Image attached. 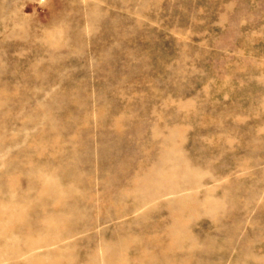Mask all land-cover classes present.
I'll return each instance as SVG.
<instances>
[{
  "label": "rangeland",
  "instance_id": "rangeland-1",
  "mask_svg": "<svg viewBox=\"0 0 264 264\" xmlns=\"http://www.w3.org/2000/svg\"><path fill=\"white\" fill-rule=\"evenodd\" d=\"M0 215L5 264L51 218L69 264H161L171 220L166 264H264V0H0Z\"/></svg>",
  "mask_w": 264,
  "mask_h": 264
},
{
  "label": "bare ground",
  "instance_id": "bare-ground-1",
  "mask_svg": "<svg viewBox=\"0 0 264 264\" xmlns=\"http://www.w3.org/2000/svg\"><path fill=\"white\" fill-rule=\"evenodd\" d=\"M171 169H173V167L171 168ZM198 172H200V171H198V170H196L195 172H194V174H196V173H198ZM155 176H156V179L158 180V182L161 184V186H162V189L159 191L161 194H164V195H180V194H182V195H184L183 193H187V192H193V190L196 188V186L198 185V184H196L195 183V181H193V179H195V178H193L192 179V177H190V175L189 174H186V173H184V172H180V173H177V172H174V173H172V171H170V170H168V171H166L165 170V167H164V165H162L161 167H159L158 169H157V171H156V174H155ZM170 181L171 179H173V180H177V183L175 184V185H169L167 182H168V180ZM196 182H198V179H197V181ZM166 184H168V186L166 185ZM196 191V190H195ZM198 193V192H197ZM189 196V197H188ZM188 196L187 197H184V198H182V199H180L181 197H183V196H181V197H179V200H173V201H170L169 203H168V208H170L171 210L175 207V209L177 208V207H183V205L186 203V202H189V200L190 199H192L193 197L191 196V195H189L188 194ZM193 196H196V198H197V195L195 194V195H193ZM45 198L48 200V201H50L51 202V204H52V211H49V208H48V206L47 207H45L44 209H41V210H36L35 212H34V214L36 215V216H38V215H43V214H46V213H48V211L49 212H54V211H57V210H59L60 212H66V211H68V210H70V206H72V205H70L69 203H67V202H65V201H60L57 197H55L54 195H51L50 193H46V195H45ZM198 199V198H197ZM196 200V199H195ZM204 200V199H203ZM202 200V201H203ZM207 200V198H205V200L204 201H206ZM197 201H199V200H197ZM201 201V203L203 204V202ZM196 202V201H195ZM192 203H193V201H192ZM200 203V202H199ZM207 203V202H206ZM201 204V205H202ZM200 206V205H199ZM189 207V206H188ZM203 208H204V206H202ZM184 208V207H183ZM183 208H181V209H183ZM198 208V207H197ZM200 208H201V206H200ZM174 209V210H175ZM180 209V210H181ZM157 210H160V209H157ZM168 210V209H167ZM179 210V209H178ZM179 210V211H180ZM187 210V209H186ZM196 211H197V209H195ZM204 210V209H203ZM164 211V210H163ZM190 211V210H189ZM195 211V212H196ZM206 211V210H205ZM160 212V211H159ZM172 212V211H171ZM175 212H176V210H175ZM191 212V211H190ZM209 212V211H208ZM154 213H156V212H154ZM154 213H153V215H154ZM174 213V212H173ZM184 213H185V210H184ZM186 213H188V212H186ZM151 214V213H150ZM158 215V214H157ZM171 215V214H170ZM177 215H178V212H177ZM184 215V214H183ZM0 216H2V215H0ZM150 216V215H149ZM159 216V215H158ZM172 216V215H171ZM173 216H175V215H173ZM160 217V216H159ZM176 218H177V216H175ZM180 218V217H179ZM173 219V218H172ZM54 219H48L46 222H45V224H47V228L45 229L46 231H45V237H44V239H45V242L43 243V245H41L42 244V242H39L38 241V239H34V241L31 243V245H30V247H29V252L26 254V256H25V258H26V260H27V262H28V264H69L68 262H67V258L68 257H70L71 255H70V250H72V244L73 243H71L72 241H69V239L70 238H66V237H64V233H66V231H65V229H66V226H65V221L63 220V221H56V220H54ZM182 220V219H181ZM171 226L169 227V230H167V231H165V233L164 234H166V236H168L170 239H169V241H170V243H169V245L168 246H166V247H162V245L160 246L161 247V249H162V253H163V257H162V260H161V264H166V263H168V258L165 256V255H167L168 253H171V252H174V251H182L183 249H184V246H182L183 244H181L180 242H178V239H175V236H174V231L175 230H177L178 229V223H176L174 220L172 221L171 220ZM181 223V222H180ZM183 223H184V221H183ZM182 223V224H183ZM187 223V222H186ZM185 224V223H184ZM186 225V224H185ZM189 226V225H188ZM182 227H183V225H182ZM179 228H181L180 226H179ZM188 229V227H186V226H184V229ZM64 229V230H63ZM138 230H140V229H138ZM142 230V229H141ZM179 230H181V229H179ZM185 231V230H184ZM188 231V230H187ZM136 232V231H135ZM147 232V231H146ZM167 232H168V234H167ZM144 233V232H143ZM163 234V233H162ZM183 234H184V232H183ZM189 235V234H188ZM183 237H186L185 235L183 236ZM120 238V237H119ZM178 238H182V237H178ZM117 239V238H116ZM129 239V238H128ZM188 239H190V238H188ZM192 239V238H191ZM120 240V239H119ZM118 240V241H119ZM132 240V239H131ZM183 240V239H182ZM181 240V241H182ZM82 241V240H81ZM81 241L79 240V241H76L75 243L77 244H81ZM85 241V240H84ZM84 241H82V243L84 242ZM120 241H123V239L122 240H120ZM129 241H130V239H129ZM168 241V240H167ZM180 241V240H179ZM185 241V240H184ZM126 242V241H125ZM132 242V241H131ZM163 242H164V240H163ZM115 243V242H114ZM134 243H136V242H134L133 241V244ZM162 243V242H161ZM167 242H165V244H166ZM5 245L2 247V248H0V264H5L6 263V260H7V258L9 257V255H7L6 253H5V247H7V246H9L10 244H8V243H4ZM115 244H117V243H115ZM124 244V243H123ZM126 244H128V240H127V243ZM132 244V245H133ZM160 244V243H159ZM193 245H194V242L192 243ZM41 245V248L39 247ZM196 245H198L197 243H196ZM83 246V245H82ZM111 246H113V245H111ZM110 246V247H111ZM120 246V245H119ZM149 246H156L157 248H158V242H156V243H147L143 248H144V250H142V259H143V261L141 262V263H145V249H147L146 247H149ZM131 247V246H130ZM185 247H187V246H185ZM43 249L44 251L43 252H36L38 249ZM159 249V248H158ZM188 249H191V248H188ZM113 250V249H112ZM111 250V251H112ZM119 250V249H118ZM124 250V252H126V254H128V247H127V245H126V247L123 249ZM123 250H122V252H123ZM149 250V249H148ZM184 251L185 250H183V252L182 253H184ZM192 251V250H191ZM190 251V252H191ZM194 252V251H193ZM192 252V253H193ZM112 253V252H111ZM110 253V254H111ZM21 254V252H17L16 253V255H20ZM110 254H108L109 256H110ZM115 253H112V256H115L114 255ZM125 254V253H124ZM123 254V255H124ZM158 254H159V252H158ZM157 254V255H158ZM160 254H161V252H160ZM118 255V254H117ZM122 255V254H121ZM148 256H149V254H147ZM146 255V256H147ZM170 256V255H169ZM168 256V257H169ZM178 256H180V255H178ZM107 256H105V258H106ZM188 257V256H187ZM111 258V257H110ZM159 258V257H158ZM161 258V257H160ZM174 258H177V256H175ZM191 258V257H190ZM194 258V257H193ZM107 259V258H106ZM116 259H117V257H114V258H112L110 261H111V263L110 264H113L114 262H116ZM152 259V258H151ZM188 259V258H187ZM170 260V259H169ZM106 261V260H105ZM104 261V262H105ZM171 261H173V260H171ZM107 262V261H106ZM170 262V261H169ZM154 263V262H153ZM173 263V262H172ZM7 264H19L18 263V261L17 260H11V261H9ZM106 264H109V263H106ZM117 264V263H116ZM185 264V263H184Z\"/></svg>",
  "mask_w": 264,
  "mask_h": 264
}]
</instances>
